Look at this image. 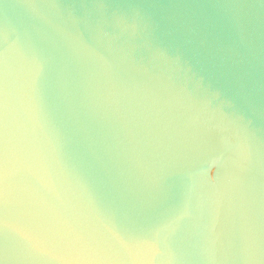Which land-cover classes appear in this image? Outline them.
Here are the masks:
<instances>
[{
	"label": "water",
	"instance_id": "1",
	"mask_svg": "<svg viewBox=\"0 0 264 264\" xmlns=\"http://www.w3.org/2000/svg\"><path fill=\"white\" fill-rule=\"evenodd\" d=\"M24 2L0 0V51L6 37L14 47L37 32L86 35L67 55L21 60L11 109L17 178L35 190L42 213L0 207V264H66L39 228L64 207L82 213L103 242V264H222L225 252L229 264H260L264 0H56L65 7L45 9L46 23ZM67 5L88 7L77 15ZM160 18L210 34L246 85L251 123L186 78L148 88L106 71ZM97 168L115 204L95 201L89 173Z\"/></svg>",
	"mask_w": 264,
	"mask_h": 264
},
{
	"label": "snow or ice",
	"instance_id": "2",
	"mask_svg": "<svg viewBox=\"0 0 264 264\" xmlns=\"http://www.w3.org/2000/svg\"><path fill=\"white\" fill-rule=\"evenodd\" d=\"M22 7L36 20L46 23L48 18L44 15L45 9L63 8L65 5L56 3V0H25ZM67 7L78 15L81 7L88 6ZM92 7L107 9L112 5L97 3ZM85 35L74 31L62 34L37 32L26 46L17 43L14 47L5 38L4 48L0 51V207L5 211L18 205L37 214L42 213V209L33 200L35 190L21 187L17 178L19 147L11 109L18 76L22 70L21 60L35 65L40 54L53 58L67 55L69 46L78 48ZM106 71L140 79L148 88L154 87L165 76L169 79L176 76L186 78L197 90L226 103L238 119L251 123L254 115L246 85L210 34L171 18L157 20L149 38L126 47L122 60L119 63H108ZM260 115L264 119V98L261 101ZM89 184L97 203L105 199L116 203V193L106 183L103 169L97 168L89 173ZM175 224L173 221L172 226ZM39 228L49 248L67 258L66 264H103L102 258L107 250L82 213L71 207L48 211L43 215ZM3 243L7 250V237ZM228 255L225 252L222 264H229ZM261 255L264 256V251ZM260 264H264V259H261Z\"/></svg>",
	"mask_w": 264,
	"mask_h": 264
}]
</instances>
